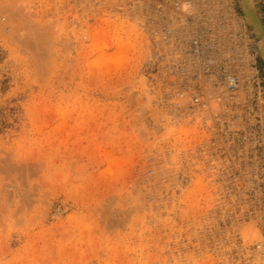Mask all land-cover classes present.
<instances>
[{"label": "rangeland", "instance_id": "obj_1", "mask_svg": "<svg viewBox=\"0 0 264 264\" xmlns=\"http://www.w3.org/2000/svg\"><path fill=\"white\" fill-rule=\"evenodd\" d=\"M180 3L0 0V264H264L257 126L172 103Z\"/></svg>", "mask_w": 264, "mask_h": 264}, {"label": "built area", "instance_id": "obj_2", "mask_svg": "<svg viewBox=\"0 0 264 264\" xmlns=\"http://www.w3.org/2000/svg\"><path fill=\"white\" fill-rule=\"evenodd\" d=\"M180 2L176 12L162 15V30L171 33L175 29L174 38H178L185 59L176 66L173 105L178 112L197 113L205 127L212 114L218 112L222 124L245 118L251 129L257 126V142L264 150V115L263 123H259L264 113V70L256 65L259 56L252 40L254 35H246L241 25L242 32L235 30V22L232 32L230 24H226L228 12H203L196 1ZM168 16L174 19L172 24ZM225 27L228 37H224Z\"/></svg>", "mask_w": 264, "mask_h": 264}, {"label": "bare ground", "instance_id": "obj_3", "mask_svg": "<svg viewBox=\"0 0 264 264\" xmlns=\"http://www.w3.org/2000/svg\"><path fill=\"white\" fill-rule=\"evenodd\" d=\"M236 1H237L238 5H239L241 11H242L240 18H242V22L244 24H246V26L248 25V27L251 28L252 33L254 34L255 38L257 39V45H256L257 55L264 62V20H263V16H262V11H261V7H260V3H259L258 0H236ZM8 3H10V2H8ZM17 9H18V7H17ZM15 12H17V10Z\"/></svg>", "mask_w": 264, "mask_h": 264}, {"label": "crops", "instance_id": "obj_4", "mask_svg": "<svg viewBox=\"0 0 264 264\" xmlns=\"http://www.w3.org/2000/svg\"><path fill=\"white\" fill-rule=\"evenodd\" d=\"M259 2H260V0H258ZM261 2H263L264 3V0H261ZM264 14V13H263ZM263 70H264V68H263Z\"/></svg>", "mask_w": 264, "mask_h": 264}]
</instances>
